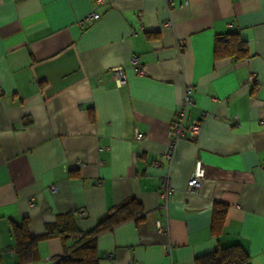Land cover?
I'll use <instances>...</instances> for the list:
<instances>
[{
  "label": "crops",
  "instance_id": "0c3cea01",
  "mask_svg": "<svg viewBox=\"0 0 264 264\" xmlns=\"http://www.w3.org/2000/svg\"><path fill=\"white\" fill-rule=\"evenodd\" d=\"M230 32L247 54L215 58ZM187 85L200 129L172 143ZM131 199L142 217L97 237L98 264H195L231 244L264 264V0H0V264H18L13 224L40 236L72 213L89 230ZM215 203L227 207L216 236ZM75 240L40 239L24 264H53Z\"/></svg>",
  "mask_w": 264,
  "mask_h": 264
},
{
  "label": "trees",
  "instance_id": "16d2710c",
  "mask_svg": "<svg viewBox=\"0 0 264 264\" xmlns=\"http://www.w3.org/2000/svg\"><path fill=\"white\" fill-rule=\"evenodd\" d=\"M214 57L224 58L236 56L242 58L247 54L246 44L237 32L216 35L213 46ZM226 206L215 203L212 211L211 233L218 235L222 231ZM143 215L141 204L131 199L101 217L89 230H80L72 213L57 216L53 223L45 226L40 236H31L27 228V220L21 224L12 225V235L15 240L17 263L24 264L36 258L37 242L43 238L69 236L76 238L73 245L67 248L65 255L53 264H98L97 237L116 225L130 219L139 220ZM195 264H250L248 253L238 244H231L202 254L195 259Z\"/></svg>",
  "mask_w": 264,
  "mask_h": 264
},
{
  "label": "built area",
  "instance_id": "2783aa9c",
  "mask_svg": "<svg viewBox=\"0 0 264 264\" xmlns=\"http://www.w3.org/2000/svg\"><path fill=\"white\" fill-rule=\"evenodd\" d=\"M104 0H94L95 4H102ZM99 18V14L91 11L87 13L82 19H80L77 24L82 26L86 21H93ZM165 25H170V22L167 21ZM137 57L133 56L130 58V63L134 68V71L137 75H143V70L137 65ZM113 78L117 85H123L126 81V77L124 71L121 67H115L111 69ZM193 104V96H192V87L187 85L184 90V95L179 107L176 110L175 118L171 121L170 124V138L172 143H176L181 138H187L191 141L195 140L199 129L200 122L198 120H191L187 122V112L188 108ZM139 133H136V137H140ZM168 158L171 157L170 153L167 154ZM155 164V163H154ZM204 169L199 161H197L194 165V169L190 176L187 179L186 186L187 190L190 192L197 191L204 180ZM52 191L55 190V187L51 188ZM159 195L164 200V207L167 205L168 198L173 193V187L169 184L166 178L161 179L159 188ZM79 215H83L84 211H78ZM158 230L162 231V228L157 224Z\"/></svg>",
  "mask_w": 264,
  "mask_h": 264
}]
</instances>
